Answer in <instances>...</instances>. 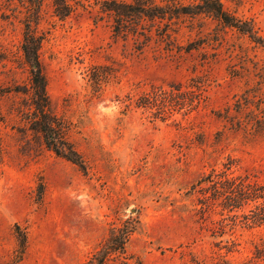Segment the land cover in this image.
Wrapping results in <instances>:
<instances>
[{"label": "rangeland", "instance_id": "rangeland-1", "mask_svg": "<svg viewBox=\"0 0 264 264\" xmlns=\"http://www.w3.org/2000/svg\"><path fill=\"white\" fill-rule=\"evenodd\" d=\"M66 1L59 18L43 0L32 27L51 110L85 171L18 131L19 98L0 99V264H82L125 221L137 222L119 264H264V223L245 224L247 207H203L194 187L225 167L264 182L263 48L207 19L183 24L177 43L198 45L190 52L156 42L137 51L113 38L102 0ZM221 2L264 36V0ZM29 4L0 0L2 87L27 82ZM155 87H180L182 105L134 103Z\"/></svg>", "mask_w": 264, "mask_h": 264}, {"label": "trees", "instance_id": "trees-1", "mask_svg": "<svg viewBox=\"0 0 264 264\" xmlns=\"http://www.w3.org/2000/svg\"><path fill=\"white\" fill-rule=\"evenodd\" d=\"M26 2L30 3V7L23 20L20 64L27 72V82L23 85L0 86V99L19 98L13 103V110L21 122L18 131L25 136L31 134L40 146L85 171L84 160L69 139V127L52 112L47 94V80L39 59L40 38L32 27L39 19L43 0ZM52 6L54 14L59 18L66 17L71 11L66 0H52ZM100 12L110 22L113 38L132 40L137 51H142L152 42L163 44L168 51H181L183 47L178 45L177 39L185 21L190 20L191 25L186 28L191 31L195 23L203 24L207 19L247 35L264 50V36L258 35L248 21L238 19L228 12L221 0H102ZM196 46L198 45L191 42L183 50L190 52ZM94 77L95 75L92 78ZM179 88L173 87L165 92L160 87H155L134 103L146 109L180 105L174 98V90L178 91ZM162 95H166L168 99H162ZM225 168L224 171L212 170L202 175L194 184L203 196V199H199L200 204L203 207L217 204L228 213L247 207L250 208L249 214L242 216L245 224L264 223V182L251 181L246 176H233L228 173L229 168ZM136 222L125 221L119 226L110 227L98 249L82 264H119L120 260L125 259L126 244Z\"/></svg>", "mask_w": 264, "mask_h": 264}]
</instances>
